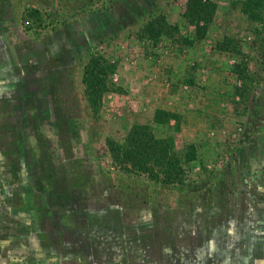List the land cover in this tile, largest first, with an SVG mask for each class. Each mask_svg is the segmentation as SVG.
<instances>
[{"label":"rangeland","instance_id":"374dc122","mask_svg":"<svg viewBox=\"0 0 264 264\" xmlns=\"http://www.w3.org/2000/svg\"><path fill=\"white\" fill-rule=\"evenodd\" d=\"M247 1L211 0L198 35L187 0H0V264H264V27ZM136 124L172 138L184 184L113 163Z\"/></svg>","mask_w":264,"mask_h":264},{"label":"trees","instance_id":"16d2710c","mask_svg":"<svg viewBox=\"0 0 264 264\" xmlns=\"http://www.w3.org/2000/svg\"><path fill=\"white\" fill-rule=\"evenodd\" d=\"M254 5L250 16L264 27V0H248L247 9ZM214 5L211 0H187L186 10L189 17L196 21L198 35L212 19ZM230 38H225L228 40ZM225 47V46H224ZM244 60H246L244 58ZM244 63V64H242ZM248 62L236 64V71L248 70ZM101 69L97 60H91L86 68L85 82L92 95L101 85ZM245 77H249L246 73ZM101 89V88H100ZM170 137H158L151 127L143 124L134 125L124 142L110 140L108 149L113 163L121 169L133 173H144L154 180L166 184H184L186 173L181 158L174 152ZM185 159H195V147L189 145Z\"/></svg>","mask_w":264,"mask_h":264}]
</instances>
